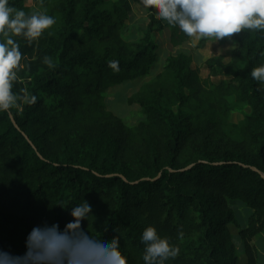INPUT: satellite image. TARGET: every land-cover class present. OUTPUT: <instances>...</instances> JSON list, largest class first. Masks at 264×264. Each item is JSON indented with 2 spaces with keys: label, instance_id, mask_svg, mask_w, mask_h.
<instances>
[{
  "label": "trees",
  "instance_id": "obj_1",
  "mask_svg": "<svg viewBox=\"0 0 264 264\" xmlns=\"http://www.w3.org/2000/svg\"><path fill=\"white\" fill-rule=\"evenodd\" d=\"M30 13L27 0H11ZM56 24L40 37L54 66L32 74L20 110L0 112V251L22 257L35 226L74 218L71 206L92 208L81 227L118 237L127 264H144L141 234L149 225L179 249L166 264H242L230 225V202L253 213L239 235L247 262L258 264L254 240L264 230V85L251 77L264 57V33L216 41L230 50L204 62L177 53L158 69L152 34L170 32L178 48L190 43L150 7L141 38L127 40L129 0H39ZM23 48L21 37L17 38ZM119 61V70L109 61ZM220 79L215 81V79ZM140 84L128 98L145 119L128 126L106 93ZM230 98L251 108L231 124Z\"/></svg>",
  "mask_w": 264,
  "mask_h": 264
},
{
  "label": "clouds",
  "instance_id": "obj_2",
  "mask_svg": "<svg viewBox=\"0 0 264 264\" xmlns=\"http://www.w3.org/2000/svg\"><path fill=\"white\" fill-rule=\"evenodd\" d=\"M144 7L155 6L156 14L189 37L215 38L216 41L245 32L264 33V0H142ZM56 24L47 10L26 12L11 0H0V112L11 116V109L21 102L35 104V94L20 95L13 91L14 82L24 65L18 37L32 42ZM264 57V52L260 54ZM42 63L53 67V60L44 56ZM109 67L119 70V61H109ZM251 77L264 85V60L252 67ZM25 91L26 90H22ZM91 205L83 202L71 206L74 218L63 230L58 224L32 228L26 238L27 251L22 257L0 251V264H127L118 237L109 239L101 232H86L81 223L91 214ZM144 264H166L179 249L149 225L141 234Z\"/></svg>",
  "mask_w": 264,
  "mask_h": 264
},
{
  "label": "rangeland",
  "instance_id": "obj_3",
  "mask_svg": "<svg viewBox=\"0 0 264 264\" xmlns=\"http://www.w3.org/2000/svg\"><path fill=\"white\" fill-rule=\"evenodd\" d=\"M39 0H27V4L32 6L35 11H39L37 2ZM132 5L130 19L126 23L123 33L127 40H136L142 37L143 32L146 31L149 24L150 10L144 7L142 0H129ZM154 6V5H153ZM153 39L156 41L160 50V62L158 69H162L166 59L177 53H185L193 58L197 67L201 69L203 78L208 76V71L204 66V62L208 59L218 56L220 53L226 52L231 47L222 48L215 40L206 43L205 47L200 48V37L194 36V39L181 47L174 48L170 45V32L165 29L163 32H155L152 34ZM23 42V58L21 63L24 65L18 73V79L14 82L13 91L23 95L32 74L35 72H42L47 65L42 63L43 57L48 56L43 43L40 38L35 41L28 42L21 37ZM220 79H215L219 81ZM140 84L126 83L113 91L106 93V103L109 109L118 117H120L128 126H136L142 122L145 117L141 112V108L137 105H130L128 98L136 92ZM231 115L230 123L242 125L245 118L251 114V108L248 105H241L236 102L234 98H230ZM20 110L19 108H14ZM230 208L235 213L236 222L230 225L233 235V240L237 247V255L239 262L244 264L247 262L244 244L240 238L241 229L248 226V221L253 213L247 204L242 200L230 202ZM255 248L258 252V264H264V230L257 235L254 240Z\"/></svg>",
  "mask_w": 264,
  "mask_h": 264
}]
</instances>
